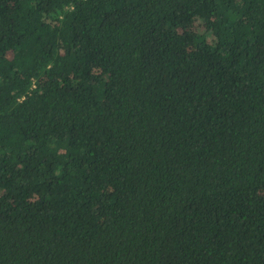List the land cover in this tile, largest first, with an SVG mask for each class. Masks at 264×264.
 Returning <instances> with one entry per match:
<instances>
[{
	"label": "trees",
	"instance_id": "1",
	"mask_svg": "<svg viewBox=\"0 0 264 264\" xmlns=\"http://www.w3.org/2000/svg\"><path fill=\"white\" fill-rule=\"evenodd\" d=\"M0 264H264V0H0Z\"/></svg>",
	"mask_w": 264,
	"mask_h": 264
}]
</instances>
